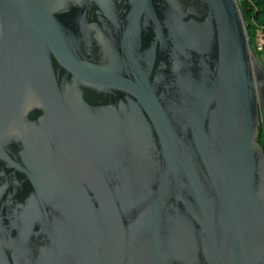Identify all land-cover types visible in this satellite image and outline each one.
I'll return each mask as SVG.
<instances>
[{
    "label": "water",
    "instance_id": "water-1",
    "mask_svg": "<svg viewBox=\"0 0 264 264\" xmlns=\"http://www.w3.org/2000/svg\"><path fill=\"white\" fill-rule=\"evenodd\" d=\"M263 121L237 0H0V264H264Z\"/></svg>",
    "mask_w": 264,
    "mask_h": 264
},
{
    "label": "trees",
    "instance_id": "trees-1",
    "mask_svg": "<svg viewBox=\"0 0 264 264\" xmlns=\"http://www.w3.org/2000/svg\"><path fill=\"white\" fill-rule=\"evenodd\" d=\"M245 20L249 43L259 59L264 55V0H237ZM264 148V121L260 127Z\"/></svg>",
    "mask_w": 264,
    "mask_h": 264
},
{
    "label": "rangeland",
    "instance_id": "rangeland-1",
    "mask_svg": "<svg viewBox=\"0 0 264 264\" xmlns=\"http://www.w3.org/2000/svg\"><path fill=\"white\" fill-rule=\"evenodd\" d=\"M258 59H259V57H258ZM259 60H260V62L262 64V66L264 67V55Z\"/></svg>",
    "mask_w": 264,
    "mask_h": 264
},
{
    "label": "flooded vegetation",
    "instance_id": "flooded-vegetation-1",
    "mask_svg": "<svg viewBox=\"0 0 264 264\" xmlns=\"http://www.w3.org/2000/svg\"><path fill=\"white\" fill-rule=\"evenodd\" d=\"M260 140H261V139H260V136H259V142H260Z\"/></svg>",
    "mask_w": 264,
    "mask_h": 264
},
{
    "label": "built area",
    "instance_id": "built-area-1",
    "mask_svg": "<svg viewBox=\"0 0 264 264\" xmlns=\"http://www.w3.org/2000/svg\"><path fill=\"white\" fill-rule=\"evenodd\" d=\"M263 150H264V148H263Z\"/></svg>",
    "mask_w": 264,
    "mask_h": 264
}]
</instances>
